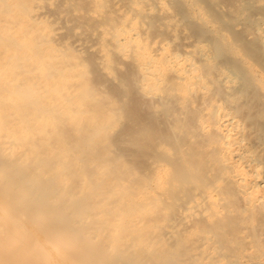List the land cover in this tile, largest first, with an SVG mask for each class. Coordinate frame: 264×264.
Masks as SVG:
<instances>
[{
    "label": "bare ground",
    "instance_id": "6f19581e",
    "mask_svg": "<svg viewBox=\"0 0 264 264\" xmlns=\"http://www.w3.org/2000/svg\"><path fill=\"white\" fill-rule=\"evenodd\" d=\"M0 264H264V0H0Z\"/></svg>",
    "mask_w": 264,
    "mask_h": 264
}]
</instances>
